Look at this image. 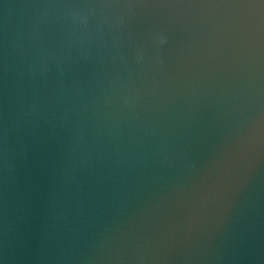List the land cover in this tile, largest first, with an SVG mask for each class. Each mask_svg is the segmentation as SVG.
<instances>
[{"label":"water","instance_id":"1","mask_svg":"<svg viewBox=\"0 0 264 264\" xmlns=\"http://www.w3.org/2000/svg\"><path fill=\"white\" fill-rule=\"evenodd\" d=\"M0 264H264V0H0Z\"/></svg>","mask_w":264,"mask_h":264}]
</instances>
